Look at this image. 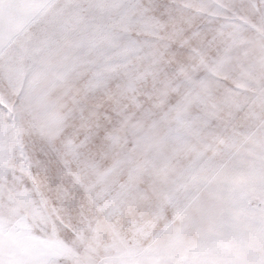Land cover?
<instances>
[{"label": "snow or ice", "instance_id": "6c2138e0", "mask_svg": "<svg viewBox=\"0 0 264 264\" xmlns=\"http://www.w3.org/2000/svg\"><path fill=\"white\" fill-rule=\"evenodd\" d=\"M0 264H264V0H0Z\"/></svg>", "mask_w": 264, "mask_h": 264}]
</instances>
